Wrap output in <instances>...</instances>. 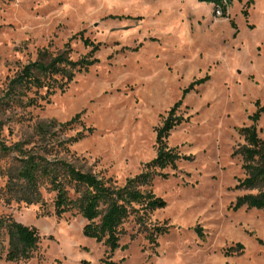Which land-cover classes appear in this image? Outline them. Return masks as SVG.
<instances>
[{
  "label": "rangeland",
  "instance_id": "374dc122",
  "mask_svg": "<svg viewBox=\"0 0 264 264\" xmlns=\"http://www.w3.org/2000/svg\"><path fill=\"white\" fill-rule=\"evenodd\" d=\"M215 9L203 0H8L0 6V95L6 78L41 48L57 53L78 31L99 42L97 61L48 102L0 107L5 146L24 141L30 152L49 150L50 158L120 184L154 157L155 128L179 102L181 121L166 145L185 158L161 169L166 176H154L150 186L165 205L150 212L147 227L164 232L149 242L148 231L129 216L118 240L125 247L109 257L117 264H264V212L233 208L236 196L252 192L234 188L244 176L233 154L243 143L237 128L251 124L260 107L255 126L264 139V0H230L226 17ZM69 47L71 58L88 50L78 38ZM38 123L46 126L41 140L34 134ZM77 132L82 137L69 143ZM16 164L14 153L0 150V216L36 227L39 241L26 260L8 261L3 239L0 264H103V244L82 236L84 220L74 210L52 215V193L44 186L39 203L6 200L5 173ZM235 243L241 251L224 255Z\"/></svg>",
  "mask_w": 264,
  "mask_h": 264
},
{
  "label": "trees",
  "instance_id": "16d2710c",
  "mask_svg": "<svg viewBox=\"0 0 264 264\" xmlns=\"http://www.w3.org/2000/svg\"><path fill=\"white\" fill-rule=\"evenodd\" d=\"M8 0H0V6ZM213 3L218 7L220 15L226 17V6L230 0H203ZM231 26L234 23L230 22ZM78 38L82 46L88 48L80 57H70L69 41ZM99 48V42H94L83 36L80 31L73 34L64 42L62 50L49 53L46 48H41L36 53V59L23 64L13 75L6 78L0 95V107L11 105L28 107L39 105V101H49V96L56 90L63 91L66 85L77 73L84 72L97 61L94 52ZM190 88L183 89V93ZM179 102L167 109L161 123L155 128L154 143L155 155L145 162L140 171L132 176L125 177L117 184L110 177H103L82 171L72 163L48 157L49 150L40 153L30 152L24 148V141L15 142L5 146L0 142L3 153H14L17 164L13 172L5 173L6 182L4 193L6 200L21 201L25 204L41 202L40 187L52 193L51 214L55 217L74 210L84 220L81 234L103 244V264H117L109 257L119 246L118 240L126 232L123 223L129 216L133 217L138 229H143L149 242H153V234L164 232V229L149 223V214L154 209L161 208L165 201L155 195L150 186L154 176L165 177L160 172L165 167L174 168L175 162L181 158L174 147L166 145L169 131L181 121V116L176 115ZM262 108L249 116L251 124L237 128L243 143L239 144L233 154L241 160V170L244 174L237 179L236 189H246L252 192L236 196L233 208L244 206L255 208L264 212V139L259 137L255 121ZM78 114L71 119L61 122L59 129H65L77 120ZM87 133L91 128L84 127ZM46 126L34 125V134L41 140L46 136ZM83 133L77 132L70 136L69 143L82 137ZM59 143V142H58ZM64 141L60 146L66 150ZM71 191V195L69 192ZM5 240L6 248L4 258L8 261L26 260L36 250L39 234L34 226L25 225L14 220L9 215L0 216V246ZM242 245L235 243L224 249L223 254L229 255L240 252ZM228 264V263H225Z\"/></svg>",
  "mask_w": 264,
  "mask_h": 264
},
{
  "label": "built area",
  "instance_id": "2783aa9c",
  "mask_svg": "<svg viewBox=\"0 0 264 264\" xmlns=\"http://www.w3.org/2000/svg\"><path fill=\"white\" fill-rule=\"evenodd\" d=\"M215 8H216V9H215V13L220 15V10H219V8H218V7H215Z\"/></svg>",
  "mask_w": 264,
  "mask_h": 264
}]
</instances>
